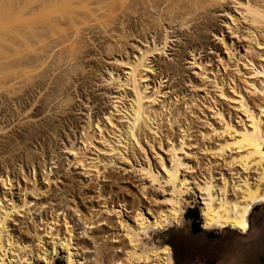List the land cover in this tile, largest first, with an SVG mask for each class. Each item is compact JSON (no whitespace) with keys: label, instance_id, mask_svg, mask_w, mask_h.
Wrapping results in <instances>:
<instances>
[{"label":"bare ground","instance_id":"bare-ground-1","mask_svg":"<svg viewBox=\"0 0 264 264\" xmlns=\"http://www.w3.org/2000/svg\"><path fill=\"white\" fill-rule=\"evenodd\" d=\"M228 1L34 0L35 8L29 12L19 3L16 18L11 21L10 9L4 6V18L0 20V102L12 101L8 104H15L16 113L7 120L6 113L3 115L6 109L2 111L1 150L18 143L17 132L32 129L39 123L36 118L50 113L46 110L50 104L63 116L73 111L76 102L69 91L80 80L93 81L107 69L108 80H117L121 89L107 115V124L97 121L94 132L89 121L86 127L92 129L81 145L69 146L75 155L69 162L82 168L79 180H61L59 169L53 174L49 169L42 183L36 173L33 177L25 174L31 186L15 188L21 185L17 170L13 167V177L0 171V264H55L59 256L64 264H176L171 246L158 249L148 242H152V233L174 223L181 225L187 196L200 199L204 230L248 232L252 211L264 204V0H231L239 6L235 14L229 11ZM216 11L228 12L231 22H226L227 27L235 35L242 28L247 30L241 35L248 41L244 51L234 38L227 41L224 31L216 33L225 46L227 60L239 57L234 61L233 74L245 70L241 76L247 85L243 91L233 74H225V65L223 70L211 69L209 61L205 64L194 55L192 63L215 91L206 107L213 116L204 112L201 122L196 101H184L172 108L179 101L174 91L167 100L159 101L166 89L162 87L164 79L172 68L150 57L156 52L166 53L169 38L178 34L162 33L177 28L186 36V44H180L176 54L181 61L188 55L190 44L205 42L206 31L215 26ZM153 34L160 37L151 44L148 38ZM139 40L150 47L140 46L138 50L134 44ZM89 57L92 59L87 63L92 69L87 72L84 60ZM93 60H99L101 66L99 62L96 66L100 67L92 65ZM157 68H161L158 75H149ZM209 73H213V79ZM49 84L55 86L50 90ZM152 84L156 85L154 92ZM46 89L51 93L43 94ZM205 92L208 95L210 91ZM32 95L35 98L30 101ZM225 102L238 109H234L237 113L226 109ZM199 121L207 130L197 125ZM96 141L101 147L95 145ZM157 145L159 149L165 145L169 153L168 160L162 153L159 161L154 160L160 163L159 169V165L157 169L152 166L149 154L150 149L155 156ZM18 148L14 150L18 152ZM89 148L97 151L95 158L88 156ZM21 154L15 155L17 159L29 170L31 165L35 168L33 152L28 151L25 157ZM41 165V170L48 169ZM152 186L162 191L169 188L167 195H159L157 187ZM54 189L70 191L74 203L50 211L52 216L41 215L46 206L38 200Z\"/></svg>","mask_w":264,"mask_h":264},{"label":"rangeland","instance_id":"rangeland-1","mask_svg":"<svg viewBox=\"0 0 264 264\" xmlns=\"http://www.w3.org/2000/svg\"><path fill=\"white\" fill-rule=\"evenodd\" d=\"M19 1H17V0H4V1L0 0V20H2L4 18V12H3L4 6H6L5 8L10 9V16L8 17L9 21L14 20V18H16V14H17L16 9L19 7V5H21L20 7H22L23 4H25L24 8L26 9L27 12H29L31 8H35V5L33 4L34 0L33 1L32 0H30V1L19 0ZM229 1L231 3V0H229ZM228 2H226L225 4H227ZM31 4L34 6H31ZM227 6H228V8H230L229 11H232V14H235L238 12L239 6L237 4H234V2H232L231 4L228 3ZM213 15L216 17V21L214 22L215 26L213 25L210 29H208L206 31L207 38H206L205 42L203 44H200V42H199L195 46H193L194 44H190L193 47L190 46L186 50V53L188 55L186 57H184L181 61H180V58L177 57L176 54H177L178 50H180V47H179L180 44H182V45L186 44V36L182 34L183 30L180 31L177 28H176V30H175V28H174V30L171 29V31H170V29H168V31L165 30L162 33L163 36H166L167 32H168V34H172V35L174 33L178 34L177 36L169 38V41H171V43H168V45L166 47V49H168V50L166 51V53L156 52V53H154V55L152 54L150 57V59L157 57L159 60L157 59L156 61L161 60L163 64L165 63L164 65L167 64L168 66H170L172 68V69H170V71H169L170 73L168 74V76H166V78L164 79V84L162 87L166 88V89H163V91H162L163 94L159 95L161 97L159 99V101H161L162 99L167 100L168 96H171V93H173V91H174V93H176L178 95L177 98L179 99V101H177V103H175L172 108L179 107L181 102L186 101V103H187V102L194 100V101H196L195 103L197 105V106L195 105V108L197 107V110L199 111L198 115L200 113H202L201 122H202V119L203 120L205 119V118H203L205 113L209 114V115L211 114L210 116H213V114L210 112V109L207 110L206 107L209 105V103L211 101L210 98L212 99L211 96L214 95L215 91H214V88H212V83L210 81L202 80V77L200 76L201 70L199 71L198 67L192 63L193 56L196 55L197 58H200L199 61H203L205 64L209 61L208 63L210 64L211 69H214V68L216 69V67H218V69L223 70V68H225V66H226L225 74L228 72L229 73L228 76H229L235 72L236 67L234 66V61L238 60L239 57L235 56V57H233L234 59L231 58V60H227L228 56L226 55L227 51L225 49V46L223 45V42L219 39V37L216 36V33H220V30L224 31V35H225L227 41H230L231 39L233 40V38H234L235 44L239 45V49L241 51H244V49H245L244 46L248 45L247 44L248 41L245 38H243L244 36H241V35L246 34V32H247L246 28L240 29L242 31H240L238 29V31H240L241 33H238L237 35H235V33H233L231 31V29H229L227 27L226 22H231L230 16L228 15L227 11L226 12L225 11H216V12H213ZM5 17L7 18V16H5ZM244 25H246V24H242V27ZM177 31H179V32L177 33ZM193 31H195V30H193ZM193 31H192V34L194 33ZM234 31H237V30H234ZM186 33H188V31ZM189 33H191V31H189ZM162 34H161V32L159 33V35H162ZM192 34H190V35H192ZM159 35L158 34L151 35L153 37L150 36L148 38V41H151V44H152L153 41L155 40L156 36L158 37ZM239 36H241V38ZM139 42L137 44H134L135 47H138V50H140V46H142L145 49L147 47H150V45L148 43L146 44V42H143L141 40H139ZM90 47H91V49L93 48L91 45H90ZM161 47H162V45L160 46V48ZM95 50H94V48L92 49L93 52H95ZM244 53H246V52H243V54ZM251 55L253 57H257L256 53H252ZM90 59H92V58L89 57V58H86L84 60L86 63V64L85 63L84 64L87 67L86 68L87 72H89L92 69V67L90 66L91 64L88 65V63H87L88 61H91ZM93 61L95 64L93 63ZM93 61H92V65L96 66L98 64L101 66V63L99 60L98 61L93 60ZM97 62H99V63H97ZM100 66H96V67H100ZM122 67H124V66H122ZM154 67H157V65ZM160 71H161V68L160 69L157 68L154 73H151V74L149 73V75H151V76L158 75V73ZM176 72H177V75H176ZM244 72H245V70H243L240 74H236V75L233 74L234 77L237 79V83L240 84V88H242L243 91H245V89H246L245 85H247L246 82L244 81L243 77L241 76V74ZM109 73L110 72L107 69H104L102 72H100V73H98V75H96V78H94L95 81L93 80L94 82L92 81L91 78H88L87 81H84V80L81 81L80 80L79 82H77L76 84L73 85V87L70 89L69 93H72V95H74V100L76 103L73 102V104H72L73 105L72 106L73 111H69V113L66 114V115H68L67 117L64 114L66 119L63 115L58 113L59 109L56 108L57 106L54 103H53L54 106H56L55 109L52 106V104H50L49 106H51V107L48 106L49 108L47 107V109H46L47 111L51 110L50 113H48L49 111L48 112L46 111L47 113L40 115L38 118H36L37 120H39V123L36 124L37 126L36 125L33 126L32 129L29 128L30 130H28V128H27L25 130V132L24 131L17 132L18 137H19L18 143L22 142V144L19 143V145H17L18 143L14 139V140H12V143L14 141H16V142H14V145L11 144V147H10V145H8L7 149H5V150L0 149V155H1L0 157L1 158L3 157L2 160H5V162H4L0 159V171L9 172L11 177H13L12 172H13V169L15 168L17 170V174L21 175L20 178H18V183L21 182L20 183L21 185L19 186V184H17V185H15V188L25 186V185L31 186L32 181L30 180L31 181L30 182L28 178L25 179V174L29 175L30 177H33V175H35V173H36V175H38L37 177L39 179V182L42 183L43 179L45 177V176H43V174L45 175V172H48L50 170H52V172H51L52 174L54 173V171L60 170V172H61L60 174L63 177L61 180H64V181L66 179H67L66 181H76V180H79V177L81 178L82 168L80 167V165L76 164L77 166H75L73 164V162H69V160L72 161L74 156H75L72 152H70L69 146L71 145V143H73V145H75V144L76 145L78 144V146L81 145L82 138L85 139L86 133L88 131H91V129L94 128L95 129L94 132H95L98 129L96 127L97 121H100V122L102 121L103 124H105V125L107 124V120H106L107 115L112 110V108L115 104V102H114L115 97L118 95L119 90L121 89V88H119V86H117V83H116L117 80H114V79L108 80ZM173 73L175 75H173ZM178 73L180 74V76ZM181 74H182V76H181ZM122 76H123V73H122ZM162 76H164V74ZM209 76L213 79V73H209ZM179 78H180V80L182 79V81H180ZM243 81H244V83H243ZM82 83H85L84 86ZM52 86L54 87L55 85L49 84L48 88L49 87L53 88ZM155 86L153 84L151 85L150 89L152 90V92H154ZM77 88H79V89H77ZM205 88L210 91L208 95H205L207 92V91L205 92V90H206ZM50 90H48V89L44 90L43 94H44V92L48 93V91H50ZM77 90H78V92H77ZM49 93H51V91ZM33 98H35V97H33V95H32L30 101L33 100ZM173 98L174 99L176 98L175 95ZM1 102H0V118H2L3 121L5 119L8 120L10 118V115L12 117V114L16 113L15 112L16 106H15V104H13V105L8 104L10 102H11L10 104H12L13 103L12 101L7 102V103H6V101H1ZM197 103L200 105V107H198L199 105ZM74 105H76V106H74ZM13 106H15L14 109H13ZM228 106H229V104L225 102L224 107L226 109H232L233 108L232 105L229 107ZM4 107H6V108H4ZM51 108H53V109H51ZM4 109H6V110H4ZM9 109L10 110L12 109L13 111L11 110L9 112L8 111ZM234 109L231 110V112L233 114H235V112H236L235 110L238 111V109H235V110ZM3 110L6 112H4ZM2 111L4 112L3 115H5V113H6V118L2 115ZM16 111H17V108H16ZM195 111H196V109H195ZM54 112H56V114ZM9 113H11V114H9ZM54 114L56 115V117H54L55 116ZM192 115H194V114H192ZM45 116H48V117L53 116L54 118L50 117V120H53V121H50L49 118L47 120L46 119L42 120V118L44 119ZM61 116H63L64 118ZM194 116L191 119H195L196 115H194ZM3 117L5 119H3ZM68 117H70L71 119ZM10 119H13V118H10ZM62 119H63V122L60 124V121H62ZM64 119H65V121H64ZM196 119H195V122L197 121ZM201 122L198 124L196 123V124L201 126V127L203 126L202 128L207 130L208 127L204 128V125ZM0 123H2V122H0ZM89 123L92 126V128H90V129L87 128L89 126ZM52 124H54V125L52 126ZM59 124H60V126H59ZM63 124H65L64 127L62 126ZM50 126H52V127H50ZM54 126L57 128H54ZM52 128H53V130H51ZM55 129H56V133H54ZM58 134H59V136H57ZM42 144H44V145H42ZM95 145L96 146L99 145L101 147V144H99L98 141H96ZM163 146H162V149H159L158 148L159 146L157 145V150H156L157 153L154 154L156 157L152 155L153 153L149 149L150 157H152L151 158L152 166L156 168L159 165L157 167L158 169H159V167L161 168L160 163L159 162L156 163L157 161L155 162L154 160L156 159L159 161V159H158L159 153L160 154L162 153L161 154L162 157L163 158L165 157L166 160H168L167 155L169 153H167V151L165 150L166 149L165 145H163ZM14 147L15 148L19 147L18 150L20 151V153H19V151L17 152V149H15L16 150L15 151ZM27 148L28 149L30 148V149L26 151ZM92 149L93 148H89L88 149L89 151L87 154L89 157L95 158L96 157L95 154H97V151L95 149H93V150ZM30 150L33 152L34 157L36 156L35 157L36 161L34 162L35 168H33L31 165L30 170H29L24 165V163L20 162L19 157L22 155L21 153H23V156L26 153V156H27V153ZM154 152H155V150H154ZM5 155L8 157H5ZM13 155L19 156L18 159H17V156H15L16 158H10V157H13ZM94 155H95V157H94ZM157 155H158V157H157ZM204 155L206 156V154H203L201 156H204ZM201 156L199 155V157H201ZM4 157L6 159H4ZM7 158H8V160H7ZM53 158H55V159H53ZM13 159L14 160L16 159V160L13 162ZM25 159H27V157ZM144 159H142V162ZM6 161L8 164H6ZM3 163H5V164H3ZM41 164H43L44 167L48 168L46 170H44L42 168L44 170V173H43V170L40 169L42 167ZM51 164H52V166H51ZM22 167H24L23 168L24 170L22 169ZM64 169H66V171ZM132 170L133 169H131V170L129 169L130 172ZM127 171H128V169H127ZM124 173H126V172H124ZM66 175H67V177H66ZM42 176H43V178H42ZM73 179H76V180H73ZM0 186H1V182H0ZM152 187H153V189H155V187H157L156 193H158L159 195H167V192L169 190V188H167V190L162 191L159 186H152ZM50 192H51V194H49ZM50 192L47 193V195L46 194L44 195V196H47L48 198L42 196L45 199H43L41 197V199L38 200V202L39 201L42 203L45 202V206L47 208V209L46 208L43 209V212L41 211L42 212L41 215L44 214V216H46V215L52 216L51 212H53L54 210L59 209L60 207L64 208V207H66L65 205H68L70 203L72 204L71 201H73V203H74V200H73L74 197L71 195L72 193L68 190L63 191V190H55L54 189V191H50ZM58 194H62V195L60 196ZM15 198H17V196ZM184 198L186 199V202H184V204H183L185 212L183 214V218H181V221L179 222L181 225H176L174 223L173 227H168V228H166V230L164 229L163 231H159L157 233H152L153 239H151L152 242H148L149 245L150 246L155 245L156 248H158V249H160V248L162 249L164 246H167V245L169 247L171 246V249L174 252V258H175L176 264H222L221 259L225 260L226 263H229V264H233L234 262H238L239 264H242L243 263L242 253L244 251L243 250L244 243L245 242H249V243L254 242L256 239L255 238L256 231L259 230L260 228H262V226H263V223H264V204L261 206H257L254 209V211L252 212V214L250 216L251 229L248 231V233L240 234V233H237L236 231H232L230 229H227L225 231H221L219 229L204 230L203 229V220H202V215H201V201H200V199L194 198V196L193 197L187 196ZM77 199H78V197H76V201H77ZM61 200H63V202ZM53 204H54V207H53ZM46 211L47 212L49 211L48 213H50V214H47ZM60 211L62 212L63 210H60ZM196 214H199V219L196 221V224L198 225V229H194V226H193L194 221H195L194 216ZM23 239H25V238L22 237V240ZM232 244H233V246H232ZM55 264H64L62 256L55 258ZM254 264H264V255H261V254L256 255L255 260H254Z\"/></svg>","mask_w":264,"mask_h":264},{"label":"crops","instance_id":"crops-1","mask_svg":"<svg viewBox=\"0 0 264 264\" xmlns=\"http://www.w3.org/2000/svg\"><path fill=\"white\" fill-rule=\"evenodd\" d=\"M261 205H263V204H261ZM261 205H258V206H261ZM263 227L264 226H262V228H260L259 230L256 231V233H255L256 239L254 242H252V243L245 242L244 243V247H243L244 251L242 253V261H243L242 264H254V260H255L256 255H258V254L264 255V228ZM250 229H251V225H250ZM244 234H246V233H244ZM232 246H233V244H232ZM221 262H222V264H229V263H226V261L223 259H221ZM233 264H239V263L234 262Z\"/></svg>","mask_w":264,"mask_h":264},{"label":"trees","instance_id":"trees-1","mask_svg":"<svg viewBox=\"0 0 264 264\" xmlns=\"http://www.w3.org/2000/svg\"><path fill=\"white\" fill-rule=\"evenodd\" d=\"M194 218H195V221H194V224H193L194 229H198V225L196 224V221L199 219V214H196V215L194 216Z\"/></svg>","mask_w":264,"mask_h":264},{"label":"snow or ice","instance_id":"snow-or-ice-1","mask_svg":"<svg viewBox=\"0 0 264 264\" xmlns=\"http://www.w3.org/2000/svg\"><path fill=\"white\" fill-rule=\"evenodd\" d=\"M241 227H242V228H243V227H246V225H243V224H242Z\"/></svg>","mask_w":264,"mask_h":264}]
</instances>
